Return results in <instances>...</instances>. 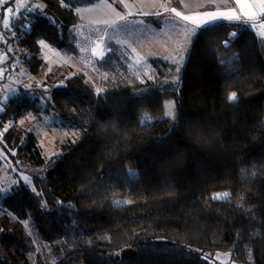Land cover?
I'll use <instances>...</instances> for the list:
<instances>
[{"label":"trees","instance_id":"1","mask_svg":"<svg viewBox=\"0 0 264 264\" xmlns=\"http://www.w3.org/2000/svg\"><path fill=\"white\" fill-rule=\"evenodd\" d=\"M99 1L29 0L0 25L6 63L37 79L2 100L0 144L34 187L19 176L0 191V264H220L205 255L216 250L264 264V38L244 20L198 31L179 72L154 61L146 91L117 77L113 49L100 60L102 92L83 72L40 78L39 41L78 55V7ZM171 95L175 115L163 118ZM52 117L75 133L48 156L29 125ZM217 189L230 198L213 200Z\"/></svg>","mask_w":264,"mask_h":264},{"label":"rangeland","instance_id":"2","mask_svg":"<svg viewBox=\"0 0 264 264\" xmlns=\"http://www.w3.org/2000/svg\"><path fill=\"white\" fill-rule=\"evenodd\" d=\"M118 1L120 2V0ZM147 1L149 0H123V3L120 2L121 6L113 3L115 12L108 17H103L101 20H98L94 12L97 6L91 7L89 9V17H86L81 26L83 32L79 36L80 53L78 55L68 54L52 46L47 41L40 40L45 42L40 44L41 56L45 60L44 70L40 78H45V74L51 71H62L67 75L83 72L96 90L104 91L103 81L109 76L110 72L100 64L101 58L92 54V48L103 37L101 46L106 45L119 56V59H113L110 62L115 67L117 77L129 80L132 83L136 80L140 81L142 84L135 89L136 92L149 90L153 86L147 82L155 78L157 71L154 61L158 59L169 61L175 63L180 69L187 63L193 41L197 36V34H192L196 31V25L176 17L175 13L171 12L170 9L175 8L182 15L197 16L200 19H206V17L202 16L205 12L231 10H222L219 6L221 4L220 0H179L180 4L176 3V5L172 4L175 0H167L162 7V12H151L160 13L162 26L158 27L151 22L145 21L144 16L140 14V12H145L146 6L149 7V5H146ZM109 2L111 1L109 0ZM209 3L215 5L214 8L200 9L203 5ZM235 6L234 10L237 15H241L242 9L237 3ZM165 9H169V11H165ZM119 13L128 15H126L124 20H120L118 18ZM246 22L255 30L259 37L264 38V29L259 27L261 23H264V18ZM81 49H84V51H81ZM105 55L106 52L103 53V57ZM173 57H175V60ZM35 81L37 79L29 73L28 68L19 62H15L12 65L6 64L4 69H0V87L4 89V91L2 89L0 92V108H3L2 100L4 101L17 92L20 84L33 86ZM169 112H173V116L175 115V98L172 95L166 98L165 111L161 116L168 118ZM55 121L57 120L53 117L46 118L41 124L31 120L30 123H32L29 125L30 129L34 130L38 135L43 152L48 156L58 151V141L67 140L73 137L75 133L66 127L57 125ZM11 123L9 122L7 126H10ZM6 128H0V138L5 134ZM28 170H32V168L30 167ZM19 176L22 178L28 177L27 182L34 187L29 173L18 170L4 151V147L0 144V191L6 193L11 185L18 180ZM217 193H228L229 197L226 199L230 198L229 189L214 190L212 195L214 196ZM29 230L41 249L42 242L36 238V234L30 227ZM205 255L210 261L220 264H242L234 261L229 251H209Z\"/></svg>","mask_w":264,"mask_h":264},{"label":"snow or ice","instance_id":"3","mask_svg":"<svg viewBox=\"0 0 264 264\" xmlns=\"http://www.w3.org/2000/svg\"><path fill=\"white\" fill-rule=\"evenodd\" d=\"M121 3H123V0H120ZM252 2H254L256 5H258L261 13H264V0H236V3L238 5H240L241 9L243 10V14L246 17L252 18L255 17L256 13L255 11L252 9ZM24 5L21 4V7H23ZM39 5H36L35 8L39 9ZM165 11H169V9H165ZM171 12L175 13L176 17L181 18L182 20L186 21V22H191L192 24L196 25V31L193 32V35H196L198 33V31H203V30H212L214 28H216L219 23L224 20V21H240L241 20V16L237 15L236 11L234 9L228 10V11H216V12H205L202 14L203 17H206V19H200L197 16H190V15H182L181 12L177 11L175 8L170 9ZM8 13H13V9L12 8H8L7 9ZM19 13V10L17 9V14ZM145 15H147L145 13ZM157 15H160L159 13H157ZM120 20H124L125 16L124 15H120L119 16ZM254 26V25H253ZM4 27L5 28H10L11 25L9 24V20L5 19L4 20ZM259 27L261 29H264V23H261L259 25ZM236 34L232 33L229 37V40L225 42V46H228L231 43L232 37H234ZM103 40V37L100 38V41H98L96 43V46L94 48H92V54L93 56H97L98 58H103V50L101 47V42ZM40 44H44V41H39ZM110 50V49H109ZM81 51H84V49H81ZM133 51H135V49H133ZM173 59L175 60V57H173ZM177 63H179L177 61ZM179 68H177V72H179ZM98 93L102 90H97ZM229 102L233 103L238 101L239 97L237 95V93H231L228 97ZM3 108H0V111H3ZM173 116V112H169L168 113V118H172ZM143 123H147L146 121ZM5 131H7V128L5 129ZM129 175L131 176H135L136 172H130ZM25 182L28 181V177H24L23 178ZM229 197L228 193H217L215 194L212 199L213 200H223ZM119 203H124V202H117ZM2 231V230H0Z\"/></svg>","mask_w":264,"mask_h":264},{"label":"crops","instance_id":"4","mask_svg":"<svg viewBox=\"0 0 264 264\" xmlns=\"http://www.w3.org/2000/svg\"><path fill=\"white\" fill-rule=\"evenodd\" d=\"M7 1H10V0H0V6H3L2 7V11L0 9V16L2 15L0 17V21H1L0 22V25H1L2 28H5L4 27V20L5 19H8L9 20V24H11V20H12L13 16L17 13V9L18 10L19 9H22L23 7H25L26 5L29 4V0H14V2H11V3L5 5V3ZM147 2L148 3H146V5H149V7L146 6L145 12H140V14L142 16L145 17V13L147 15L155 14V13H151L153 11L162 12V7L164 5V1L163 0H149ZM220 3L221 4L219 6L222 8V10L236 8V6H235L236 0H232V1H229V0H220ZM21 4H23L24 6L21 7ZM36 4H37V2H36ZM38 4H39V2H38ZM93 6H97V9H95V10L94 9H91V10H94V12H95L96 17L98 18V20H101L103 17H108V16L111 15V13L113 14L115 12V7H114V4L112 2H109V0H101V1L96 2L94 4L83 5V6L78 7V11L80 12V14L84 18V20H86V17H89V14H90V10L89 9L91 7H93ZM203 6H205V5H203ZM238 6L240 7V5H238ZM202 7L200 8L201 10H202ZM8 8H12L13 9V13H11V14L8 13L7 12V9ZM252 9L256 13L255 17L249 18V17L244 16L243 10H242L241 15H240L241 16V20L251 22V21L261 20L262 18H264V13H261L258 5H256L254 2H252ZM120 15H124L125 18H126V15H128V14L119 13L118 14V18H119ZM81 26H82V23L76 26V33L78 35V43L80 42V37L79 36H80L81 32H83V29H81ZM2 30H0V43L3 40ZM101 47H102L103 53L104 52H108L109 49H110L106 45L105 46L102 45ZM6 60L7 59L4 56V53L2 52V48H0V69H4L5 68V66L7 64L6 63ZM2 89H3V87L2 88L0 87V91H2ZM3 91H4V89H3Z\"/></svg>","mask_w":264,"mask_h":264}]
</instances>
